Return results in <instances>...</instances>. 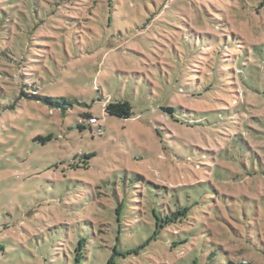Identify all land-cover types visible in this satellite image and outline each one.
Segmentation results:
<instances>
[{"label": "rangeland", "instance_id": "rangeland-1", "mask_svg": "<svg viewBox=\"0 0 264 264\" xmlns=\"http://www.w3.org/2000/svg\"><path fill=\"white\" fill-rule=\"evenodd\" d=\"M112 256L264 264V0H0V264Z\"/></svg>", "mask_w": 264, "mask_h": 264}, {"label": "trees", "instance_id": "trees-1", "mask_svg": "<svg viewBox=\"0 0 264 264\" xmlns=\"http://www.w3.org/2000/svg\"><path fill=\"white\" fill-rule=\"evenodd\" d=\"M93 16L97 17L98 15L96 13H93ZM33 98L38 101L39 100L43 101L50 106H57V107L61 106L63 110H66L64 109L65 108L64 105L67 102L63 99L59 100V99H53V98H43L37 94H34ZM162 110L172 116L175 113V109L172 107H164L162 108ZM104 111L106 114L113 116V117L120 118V119H130L133 116V109H132L131 104L128 101L113 102L112 100H110L104 105ZM87 117H91V115H86V114L83 115V118L86 119ZM88 126L90 127L92 135L94 133L96 134L97 132L99 133L98 134L99 136L103 134L102 126L94 127L92 126V124H90L88 120L80 121L79 123V128L81 130L87 128ZM189 211H190L189 207H184L182 209H179L177 212L170 214L169 216L165 218H161L157 216V224H156L157 226H156V230L154 231L153 235L146 241L145 244L140 246L137 250L130 251V252H139L140 249L143 248L145 245L157 239L161 228H164L165 225L167 226V225H171L179 221H182V219L187 217ZM82 243L83 241H80V247ZM116 251L118 252L117 247H115L114 253H117ZM80 255L81 253H79V255L77 256V261L81 259ZM111 260H114V256L110 258V260L108 261V264H113ZM193 264H196V262H194Z\"/></svg>", "mask_w": 264, "mask_h": 264}, {"label": "built area", "instance_id": "built-area-1", "mask_svg": "<svg viewBox=\"0 0 264 264\" xmlns=\"http://www.w3.org/2000/svg\"><path fill=\"white\" fill-rule=\"evenodd\" d=\"M98 119L97 118H91L90 119V124H96V123H98Z\"/></svg>", "mask_w": 264, "mask_h": 264}]
</instances>
